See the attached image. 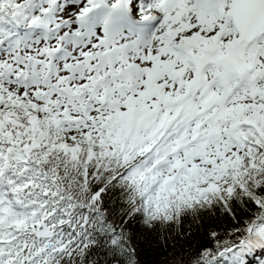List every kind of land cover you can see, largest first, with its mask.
I'll return each mask as SVG.
<instances>
[{
  "label": "snow or ice",
  "instance_id": "1",
  "mask_svg": "<svg viewBox=\"0 0 264 264\" xmlns=\"http://www.w3.org/2000/svg\"><path fill=\"white\" fill-rule=\"evenodd\" d=\"M0 264H264V0H0Z\"/></svg>",
  "mask_w": 264,
  "mask_h": 264
}]
</instances>
